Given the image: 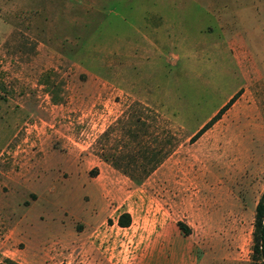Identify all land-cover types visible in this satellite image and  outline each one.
<instances>
[{
    "label": "rangeland",
    "instance_id": "374dc122",
    "mask_svg": "<svg viewBox=\"0 0 264 264\" xmlns=\"http://www.w3.org/2000/svg\"><path fill=\"white\" fill-rule=\"evenodd\" d=\"M263 192L264 0H0V263L254 264Z\"/></svg>",
    "mask_w": 264,
    "mask_h": 264
},
{
    "label": "trees",
    "instance_id": "16d2710c",
    "mask_svg": "<svg viewBox=\"0 0 264 264\" xmlns=\"http://www.w3.org/2000/svg\"><path fill=\"white\" fill-rule=\"evenodd\" d=\"M237 95L234 96L196 135L193 136L191 141H196L205 131L210 129L217 121L221 119L223 114L228 110V108L234 103ZM140 106V105H139ZM143 110V109H142ZM142 112V111H141ZM107 132L103 134L102 138L107 136ZM105 161H109V158L102 156ZM159 162L152 168H142L144 175H148L154 171ZM116 169L124 171L128 174L130 168L124 169L119 166H115ZM118 225L122 228L129 227L131 225V216L128 213L122 214L118 219ZM180 228L185 232V229L182 225H179ZM182 226V227H181ZM188 230H186L187 232ZM252 261L254 264H264V192L261 195L255 209V221H254V231H253V243H252ZM0 264H19L12 260H5Z\"/></svg>",
    "mask_w": 264,
    "mask_h": 264
},
{
    "label": "crops",
    "instance_id": "0c3cea01",
    "mask_svg": "<svg viewBox=\"0 0 264 264\" xmlns=\"http://www.w3.org/2000/svg\"><path fill=\"white\" fill-rule=\"evenodd\" d=\"M152 33H157V30L156 29H153L152 30ZM202 33V32H201ZM236 41H237V44H236V46H230L229 48H226V50L229 52V54L233 57V58H235L236 56H238V55H240L239 53H241V50H240V39H238L237 40V38H236ZM213 48H215V50H217V49H224L225 48V45H224V43H222V42H216L215 44H214V46H213ZM197 50H199V47H197L196 48ZM236 52H238V54L236 53ZM237 54V55H236ZM250 56L252 55V54H254V53H251V50H250V48H249V53H248ZM256 84H257V82H253V81H248V80H246L245 79V81H244V83H243V85L238 89V91L239 90H241V89H249V88H256ZM238 91H236V92H234V93H232L221 105H220V107L213 113V115H212V117H214L215 115H216V113H218L227 103H228V101H230V99H232L235 95H236V93H238ZM245 94V93H244ZM244 94L242 93V95L240 96V98L235 102V104L233 105V107H235V105H237V104H240L241 105V107H242V110H241V112L240 113H235V115H236V117H237V120L238 121H241V122H245V126L247 125V122L249 121V117H250V112L252 113V110L250 109V108H246V105H244L243 104V97H244ZM237 103V104H236ZM249 107H251V106H249ZM235 109V108H234ZM230 112L232 111V110H229ZM226 115H230V113L228 112V114H226ZM226 115H224V117H222L219 121H217L210 129H208L207 131H205L202 135H205V134H207L209 131H212L213 129H215V127H217V125H219L221 122H223L224 120H225V116ZM258 115V114H257ZM212 117H210V118H208L204 123H202L199 127H198V129L196 130V132H198V131H200L210 120H211V118ZM201 135V136H202Z\"/></svg>",
    "mask_w": 264,
    "mask_h": 264
}]
</instances>
